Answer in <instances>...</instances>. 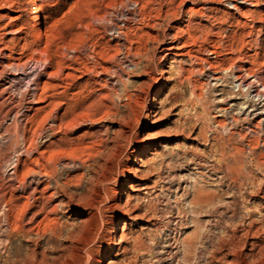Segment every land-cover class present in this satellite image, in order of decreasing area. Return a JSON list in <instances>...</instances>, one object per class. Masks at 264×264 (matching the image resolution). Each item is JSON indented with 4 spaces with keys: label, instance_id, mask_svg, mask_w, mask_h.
Here are the masks:
<instances>
[{
    "label": "rangeland",
    "instance_id": "374dc122",
    "mask_svg": "<svg viewBox=\"0 0 264 264\" xmlns=\"http://www.w3.org/2000/svg\"><path fill=\"white\" fill-rule=\"evenodd\" d=\"M239 1L0 0V264H200L264 214L237 82L264 85V0Z\"/></svg>",
    "mask_w": 264,
    "mask_h": 264
},
{
    "label": "bare ground",
    "instance_id": "6f19581e",
    "mask_svg": "<svg viewBox=\"0 0 264 264\" xmlns=\"http://www.w3.org/2000/svg\"><path fill=\"white\" fill-rule=\"evenodd\" d=\"M247 2L248 0H240L238 4L240 3L244 5L247 4ZM232 7L234 8V6ZM115 26L117 30L113 27V30H110L109 34L114 41L118 42L123 39V42L125 40V31L124 29H122L123 27H121L119 24ZM259 78L252 77L251 80H243L240 78L237 79V82L239 90H241V92L245 94V96L247 97V102L250 104L251 109H248H250L251 112H253L254 114L264 115V85L262 84V82L259 81ZM243 88L244 91H242ZM253 98H255V100ZM259 108H262L261 112H257V109ZM41 169L42 166L40 168L38 164L37 169H33L34 171L32 173L33 175H35L37 180L35 182L36 184L33 185L30 192L31 198L33 199V204H35L39 199L37 197V193H39L37 186L39 185L38 177L44 176V173L41 174L40 172ZM45 177H49V174L47 172L45 174ZM132 186H130L129 188L132 189ZM69 198V195L65 196L64 199H62V202L64 204L68 203L67 201L69 200ZM259 199V202L261 204H264V196L262 195L261 197H259ZM94 204H91L89 206V209L94 208ZM262 210H264V205L262 206ZM77 215L85 216L86 214L84 213V211L79 210L77 211ZM254 215V211H248L244 216L241 217L242 219L240 218V222L238 223H235L234 217H232L230 221H227L222 228V233L220 234V236L217 237L215 241L216 245L214 249L212 248L213 250L208 255H206L204 261L200 264H264V214L261 213L259 218H253ZM118 221H120L119 218ZM118 225L119 222L115 224V227L113 229L114 233L117 231ZM75 237L76 231L70 232V240ZM112 244H114V236L112 237ZM109 252H111V248Z\"/></svg>",
    "mask_w": 264,
    "mask_h": 264
}]
</instances>
